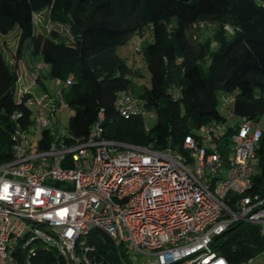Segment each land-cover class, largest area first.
Masks as SVG:
<instances>
[{
  "label": "built area",
  "instance_id": "obj_1",
  "mask_svg": "<svg viewBox=\"0 0 264 264\" xmlns=\"http://www.w3.org/2000/svg\"><path fill=\"white\" fill-rule=\"evenodd\" d=\"M70 80L55 83L65 88ZM234 99L217 95L230 117ZM23 104L31 126L38 123L52 140L31 147V126L16 122L21 112L9 116L15 124L9 156L0 160V264L22 255L28 264L43 247L61 264H95L88 241L96 234L110 241L119 264H229L215 246L229 226L255 225L264 238V192L252 189L259 121L241 119L230 134L225 121H210L184 136L176 152L105 139L101 110L86 138L72 139L66 129H47L30 95ZM114 105L124 120L155 117L129 93ZM60 108L69 109L65 102Z\"/></svg>",
  "mask_w": 264,
  "mask_h": 264
},
{
  "label": "trees",
  "instance_id": "obj_2",
  "mask_svg": "<svg viewBox=\"0 0 264 264\" xmlns=\"http://www.w3.org/2000/svg\"><path fill=\"white\" fill-rule=\"evenodd\" d=\"M53 1L0 0V21L5 23L0 35L18 31L12 63L0 47V160L9 156V134L15 124L9 116L21 112L22 119L16 121L21 128L32 125L31 110L23 104L29 95L21 92L15 97L24 57H39L48 79H71L60 98L72 111L65 127L72 139H85L101 110L105 139L180 152L184 136L210 121H225L218 109L219 92L234 93L233 116L257 122L264 114V0H239L249 12L240 20L231 5L222 6L225 0H58L57 21L67 22L71 34L72 24L82 31L81 36L72 35L71 44L59 41L53 32L47 37L34 32L33 14ZM202 22L217 26L211 38L197 41L190 30ZM228 24L232 34L223 29ZM144 28L150 41L140 51L149 87L137 98L155 115L148 130L139 117L120 118L114 105L120 93L132 95L133 74L116 48ZM232 131L228 127L226 134ZM51 140L49 131L41 130L37 148H46ZM254 166L252 189L263 193L264 128L255 146ZM215 239L217 251L229 264L244 263L264 249L257 226L243 222ZM91 242L96 246L95 264H119L105 236L96 234ZM58 259L54 249L43 247L28 264H61ZM16 264H27L23 255Z\"/></svg>",
  "mask_w": 264,
  "mask_h": 264
},
{
  "label": "rangeland",
  "instance_id": "obj_3",
  "mask_svg": "<svg viewBox=\"0 0 264 264\" xmlns=\"http://www.w3.org/2000/svg\"><path fill=\"white\" fill-rule=\"evenodd\" d=\"M239 0H225L222 6H228L233 8V12L236 18H246L249 15L248 8H246ZM221 2V3H222ZM59 4L58 0H55L47 8H44L33 14V25L35 34L48 36L50 32H53L57 39L61 42L71 44L72 34L70 26L67 22L57 21L61 13L57 9ZM233 4V6H232ZM264 7V3L261 4ZM235 18V19H236ZM215 23L202 22L192 26L190 34L192 38L197 41H201L206 38H211L213 28L216 27ZM5 27V23L0 21V28ZM227 33L232 34V28L230 25L223 27ZM18 31L12 30L5 36L0 35V47L3 50L4 57L10 63H12L13 54L16 47ZM150 41V34L147 29H143L140 34L133 35L123 46L116 48V55L125 62L128 67H131L133 74L131 76L132 95L137 97L144 89L149 87L148 72L145 67V63L141 53V47ZM211 47L215 44L211 43ZM23 64H20L17 74L19 76L16 83L15 97H19V93H28L36 104H40L39 111L41 112L40 120H46L48 122L47 129H65L67 118L72 113L70 109H61L60 105L63 103L60 100L61 92L65 93V89L61 83H55V80L48 79L46 77L47 67L42 64L39 57L30 60L29 57L23 58ZM23 65V66H22ZM24 67V68H23ZM23 69L25 74L23 75ZM22 72V74H21ZM38 79V82L36 81ZM36 106L33 108L32 115L37 117ZM218 109L221 118L225 119V124L229 128H233L241 119L239 117L228 116V111L218 102ZM155 123V117L150 119L145 118L143 120V126L148 130ZM259 126H264V114L260 117ZM40 127L38 123H34L33 126L27 130L28 139L31 143V147H35L36 141L39 137ZM250 264H264V252H259L252 258Z\"/></svg>",
  "mask_w": 264,
  "mask_h": 264
},
{
  "label": "water",
  "instance_id": "obj_4",
  "mask_svg": "<svg viewBox=\"0 0 264 264\" xmlns=\"http://www.w3.org/2000/svg\"><path fill=\"white\" fill-rule=\"evenodd\" d=\"M180 1H187V0H180ZM71 29H72V35L74 36V37H78V36H81V34H82V31L81 30H79L75 25H71Z\"/></svg>",
  "mask_w": 264,
  "mask_h": 264
},
{
  "label": "snow or ice",
  "instance_id": "obj_5",
  "mask_svg": "<svg viewBox=\"0 0 264 264\" xmlns=\"http://www.w3.org/2000/svg\"><path fill=\"white\" fill-rule=\"evenodd\" d=\"M221 264H223V262H221Z\"/></svg>",
  "mask_w": 264,
  "mask_h": 264
}]
</instances>
